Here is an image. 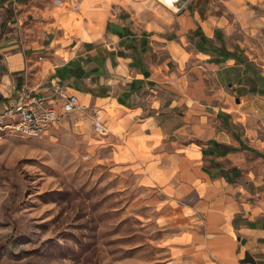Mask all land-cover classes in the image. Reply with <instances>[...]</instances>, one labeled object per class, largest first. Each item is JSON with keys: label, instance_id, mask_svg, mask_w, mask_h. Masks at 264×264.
Listing matches in <instances>:
<instances>
[{"label": "crops", "instance_id": "obj_1", "mask_svg": "<svg viewBox=\"0 0 264 264\" xmlns=\"http://www.w3.org/2000/svg\"><path fill=\"white\" fill-rule=\"evenodd\" d=\"M259 1L191 0L176 12L161 0H52L38 47L6 38L0 15V77L12 88L29 75L60 82L103 112L139 182L170 206L174 261L264 264V55L234 42L221 11L245 20ZM15 4L0 0V11Z\"/></svg>", "mask_w": 264, "mask_h": 264}, {"label": "rangeland", "instance_id": "obj_2", "mask_svg": "<svg viewBox=\"0 0 264 264\" xmlns=\"http://www.w3.org/2000/svg\"><path fill=\"white\" fill-rule=\"evenodd\" d=\"M51 1L4 7L2 34L38 47L40 8ZM250 6L245 20L225 5L221 11L229 15L234 42L256 44L264 55V0ZM31 79L24 83L36 85ZM13 99L10 82L0 77V264H205L189 256L174 261L172 253L182 251L165 244L180 230L169 224L170 206L157 187L139 182L135 162L113 145L120 139L95 131L91 117H76L88 119L80 123L73 114L40 137H22L3 116Z\"/></svg>", "mask_w": 264, "mask_h": 264}, {"label": "built area", "instance_id": "obj_3", "mask_svg": "<svg viewBox=\"0 0 264 264\" xmlns=\"http://www.w3.org/2000/svg\"><path fill=\"white\" fill-rule=\"evenodd\" d=\"M13 89L16 100L3 116L10 121L7 126L22 137H40L78 111L82 116L92 118L95 131L102 134L107 132L103 112L98 109L92 113L86 110L79 97L68 92L60 82L50 85L24 83Z\"/></svg>", "mask_w": 264, "mask_h": 264}, {"label": "water", "instance_id": "obj_4", "mask_svg": "<svg viewBox=\"0 0 264 264\" xmlns=\"http://www.w3.org/2000/svg\"><path fill=\"white\" fill-rule=\"evenodd\" d=\"M167 6H169L174 11H180L188 2L189 0H161Z\"/></svg>", "mask_w": 264, "mask_h": 264}]
</instances>
